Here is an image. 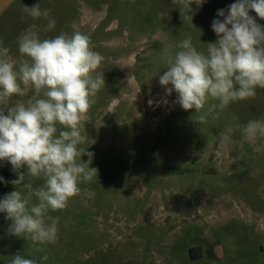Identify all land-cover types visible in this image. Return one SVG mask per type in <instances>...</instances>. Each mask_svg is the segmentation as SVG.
Segmentation results:
<instances>
[{"label": "rangeland", "instance_id": "obj_1", "mask_svg": "<svg viewBox=\"0 0 264 264\" xmlns=\"http://www.w3.org/2000/svg\"><path fill=\"white\" fill-rule=\"evenodd\" d=\"M6 1L0 43L13 58L19 57V34L29 28L41 39L79 31L104 58L98 70L105 87L81 122L80 147L93 153L90 167L97 170L81 187L94 196L86 203L74 197L66 209L49 213L59 217V231L54 244L43 246L49 259L42 264H264V140L239 146L243 125L264 117V89L199 124L194 110L175 103L174 92L166 95L158 76L165 70L163 48L175 51L190 36L206 51L205 44L217 39L211 27L217 11L236 0H204L198 10L193 4V26L182 22L172 0ZM37 3L55 19L53 30H46V19L23 12ZM221 132L227 139L218 148ZM154 146L167 149L174 164L168 176L130 164ZM0 177V186L17 179L7 162H0ZM10 223L0 218V264L17 253L39 261L40 254L29 255L30 241L8 233ZM214 245L222 259L213 255Z\"/></svg>", "mask_w": 264, "mask_h": 264}, {"label": "clouds", "instance_id": "obj_2", "mask_svg": "<svg viewBox=\"0 0 264 264\" xmlns=\"http://www.w3.org/2000/svg\"><path fill=\"white\" fill-rule=\"evenodd\" d=\"M172 3L178 5L182 22L193 26L191 6L198 10L204 0ZM23 12L46 19V30L55 28V19L40 3L24 5ZM217 17L211 26L217 39L205 44L206 51L198 50L190 36L179 41L175 51H160L165 70L158 75L159 84L167 96L176 94L175 103L183 110H194L199 124L264 89V26L256 19L264 20V0H236L218 10ZM17 46L15 59L0 43V162L10 164L17 176L11 181L15 190L0 199V213L11 221L10 235L31 242L29 255L40 254L38 261L17 253L9 264H42L49 259L43 246L54 244L59 231V217L49 213L66 209L74 197L83 196L86 203L94 196L91 188L81 187L97 174L90 167L93 153L80 147L81 122L105 87L103 71L98 70L104 58L79 31L41 39L29 28L19 34ZM29 93L27 100L11 103ZM242 135L241 148L244 141L264 140V117L250 119ZM226 139L221 132L218 148ZM85 155L87 162L81 159ZM36 178L43 183L34 186Z\"/></svg>", "mask_w": 264, "mask_h": 264}, {"label": "flooded vegetation", "instance_id": "obj_3", "mask_svg": "<svg viewBox=\"0 0 264 264\" xmlns=\"http://www.w3.org/2000/svg\"><path fill=\"white\" fill-rule=\"evenodd\" d=\"M145 149L144 150L142 149V151H139L138 154H140V155H139L138 159H136V161H134V163H130V164L131 165L142 164L141 167L138 169L140 172L151 171L155 174L158 173L159 175H162V173L163 174L165 173L168 176L167 170L174 169L173 168L174 164L172 162H170L169 160H167L168 158L165 155V154H167V149H165L162 146H159V147L154 146L153 150H149V151H147ZM139 171H137L136 173H139ZM136 173L134 175H136ZM113 179H115V177H113ZM213 247L215 249L216 247H219V246L214 245ZM220 252L222 255L221 247H220ZM213 255L215 256L214 252H213ZM188 257L191 260L197 259V257L193 256L190 251L188 253ZM218 259H222V257L218 258Z\"/></svg>", "mask_w": 264, "mask_h": 264}, {"label": "trees", "instance_id": "obj_4", "mask_svg": "<svg viewBox=\"0 0 264 264\" xmlns=\"http://www.w3.org/2000/svg\"><path fill=\"white\" fill-rule=\"evenodd\" d=\"M12 189V185L9 182H6L4 185L0 186V196H5ZM0 213L1 221L7 220L5 216L2 217Z\"/></svg>", "mask_w": 264, "mask_h": 264}, {"label": "water", "instance_id": "obj_5", "mask_svg": "<svg viewBox=\"0 0 264 264\" xmlns=\"http://www.w3.org/2000/svg\"><path fill=\"white\" fill-rule=\"evenodd\" d=\"M213 252H214L216 257H218V258L222 257L221 252H220V247H216Z\"/></svg>", "mask_w": 264, "mask_h": 264}, {"label": "crops", "instance_id": "obj_6", "mask_svg": "<svg viewBox=\"0 0 264 264\" xmlns=\"http://www.w3.org/2000/svg\"><path fill=\"white\" fill-rule=\"evenodd\" d=\"M1 4H0V6L1 5H4V8H5V6L7 5V1L5 0V1H3V2H0Z\"/></svg>", "mask_w": 264, "mask_h": 264}]
</instances>
